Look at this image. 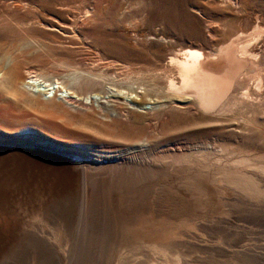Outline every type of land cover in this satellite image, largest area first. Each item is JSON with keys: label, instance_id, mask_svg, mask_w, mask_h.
Listing matches in <instances>:
<instances>
[{"label": "bare ground", "instance_id": "6f19581e", "mask_svg": "<svg viewBox=\"0 0 264 264\" xmlns=\"http://www.w3.org/2000/svg\"><path fill=\"white\" fill-rule=\"evenodd\" d=\"M85 12L91 16L89 9ZM6 16L25 33L0 45L5 82L42 81L52 86V97L65 101H83L79 95L98 85L102 89L105 79L115 82L111 72H117L118 63L100 52L96 57L101 59L90 63L60 58L39 65L38 72L31 66L23 71L22 62L34 50L51 55L64 44L88 40L69 11L42 18L40 34L26 29L25 18ZM263 36L264 29L256 25L252 32L234 33L215 44L191 43L187 50L166 53L162 64L146 68L139 77L143 95L162 98V108L195 106L210 115L212 124L225 128L229 139L220 135L189 141L188 146L206 148L163 161L139 159L143 146L137 143L124 156L109 150L83 152L87 159L77 160L72 174L60 168L55 174L40 167L11 168L0 157V264H28L33 258H45V264H264V249L237 248L238 229L232 226L235 202L245 204L249 222H264V161L244 166L239 164L247 157L232 164L211 157L218 152L211 147L237 146L239 139H249L254 127H264V51L255 49ZM58 83L76 96L60 94ZM85 99L86 104L92 101L91 96ZM44 174L46 185L32 181ZM31 196L36 202L29 203ZM226 216L232 218L228 227L221 225ZM78 252L83 254L75 260Z\"/></svg>", "mask_w": 264, "mask_h": 264}, {"label": "rangeland", "instance_id": "374dc122", "mask_svg": "<svg viewBox=\"0 0 264 264\" xmlns=\"http://www.w3.org/2000/svg\"><path fill=\"white\" fill-rule=\"evenodd\" d=\"M86 9L90 10L91 16L86 17ZM68 11L88 41H79L72 46L64 44L56 54L51 55L34 50L33 54L27 55V61L22 62L23 71L31 66L30 69L38 72L39 65L60 58L90 63L101 59L100 55L96 57L100 52L119 64L115 65L117 72H111L115 82H118L113 80L109 84V79L104 78V82L108 83L103 82L106 85H101L104 89L95 85L89 89L90 92L79 95L83 101H65L63 96L52 97V86L42 81L31 85L24 82L27 78L5 82L0 70V147L4 146L6 150L9 149L7 147L41 150L51 157L39 156L36 161L50 165L36 168L40 167L49 174H55L60 168L70 170L68 172L72 174L77 160L86 161L83 152L108 153L109 150L124 156L133 153L132 147L137 143V146H143L136 151H139V159L163 161L165 157L177 159V155L206 148L188 146L189 143H186L189 141L211 140L220 138V135L230 138L225 128L213 125L210 115L195 106L162 108V98L139 92V77L143 76L146 68L162 64V57L173 49L187 50L191 43L215 44L229 39L234 33L252 32L256 25L264 29V0H0V45L21 38L25 33L7 19L6 14L25 18V23L29 24L26 29L40 34L42 18L65 16ZM255 44L256 51H264V36ZM7 60L5 63L9 66L11 61ZM76 70L69 73L73 75ZM51 81L48 80L49 83ZM58 85L62 91L60 94L68 95L70 92L71 96H76L72 94L73 90L60 83ZM87 96L92 97L91 103H85L89 100L85 99ZM263 128L259 125L254 127L247 136L249 139H239L237 146L211 147L218 151L211 155L212 160L232 164L241 156L247 157V161L239 165L247 166L259 160L263 162ZM250 170L262 175L256 169ZM47 178L45 174L37 175L36 181H32L46 185L49 183ZM28 201L36 202L33 197ZM235 204L237 215L232 226L238 229L237 248L264 249V225H261L264 222L252 224L244 215L245 204ZM231 219L226 216L221 225L228 227ZM2 224L0 221V227ZM3 235L7 238L10 231ZM82 254L74 253V259L78 260ZM45 261V258H33L28 264H45Z\"/></svg>", "mask_w": 264, "mask_h": 264}, {"label": "water", "instance_id": "95a60500", "mask_svg": "<svg viewBox=\"0 0 264 264\" xmlns=\"http://www.w3.org/2000/svg\"><path fill=\"white\" fill-rule=\"evenodd\" d=\"M7 148L9 149L6 150L4 146L0 147V151H2V153L0 152V155H1L0 157H2V161L4 159L7 160V164H3V165L10 164L11 168L16 167L18 165L19 166L25 165L26 167L32 168V169H36V166L50 165V164H46L43 162L41 163V162L36 161L37 157L39 156H43V155L49 156L41 150H38V149L30 150L27 148H16V147H7ZM52 163H56V162H52Z\"/></svg>", "mask_w": 264, "mask_h": 264}]
</instances>
